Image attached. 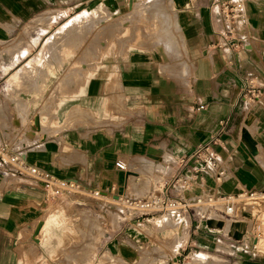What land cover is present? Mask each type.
<instances>
[{"label": "crops", "instance_id": "obj_1", "mask_svg": "<svg viewBox=\"0 0 264 264\" xmlns=\"http://www.w3.org/2000/svg\"><path fill=\"white\" fill-rule=\"evenodd\" d=\"M129 2L0 0V42L38 40L37 31L27 36L25 29L48 13H67L68 22L84 12H131ZM169 2L179 29L171 47L129 48L119 31L101 27L99 45L71 60L83 64H43L45 90L36 86L27 94L13 75L1 87L0 138L20 141L27 121L44 112L57 128L42 137L37 131L34 142L13 148L82 191L50 197L40 183L0 163V264H138L140 215L115 209L117 196L149 197L162 188L181 201L212 192L264 194V0H244L240 17L225 16V0ZM202 145H212L223 160V181L206 178L181 193L177 181L190 175L189 157ZM119 161L126 171L116 167ZM198 221L183 248L203 243ZM227 238L229 247L243 246ZM227 264H264V258L233 256Z\"/></svg>", "mask_w": 264, "mask_h": 264}, {"label": "rangeland", "instance_id": "obj_2", "mask_svg": "<svg viewBox=\"0 0 264 264\" xmlns=\"http://www.w3.org/2000/svg\"><path fill=\"white\" fill-rule=\"evenodd\" d=\"M133 1L134 4L131 12L126 11L123 14H119L112 11V14L104 18V20L102 19V21L96 17V13L93 14L91 12H84L77 18L71 19L68 22L69 16L67 13L59 14L57 18L52 16L53 14L48 13L39 17L36 23L31 24L25 29V35L27 36L34 35L33 33L31 34L30 31H37L39 35L38 40L25 41L23 38H20L19 40L7 44L0 42V103L4 96V91L1 87L4 86L9 76L13 75V83L22 85L23 90L28 94L33 91L36 86L45 90L47 85L48 73L44 69L38 73V65L47 64L52 67L53 64L60 66L69 63L83 64V61L71 60L79 51L82 53L86 48L89 49L90 45H99L102 41V37L100 36L101 27H104L105 30H102L104 32L119 31L125 38V42H128L129 48H132L133 43L141 48H153L160 43H165L171 47L172 38L179 29L176 25L174 13L172 15L169 13L170 10H173L172 7H170V0H159L161 3L157 5L155 9L154 7L150 8L149 11L138 10L137 8L155 0ZM225 1L227 3L224 4L223 12L226 17H232L233 15L240 17L243 15L244 0ZM152 9H154V11ZM233 9H235V11ZM92 16L93 18H91ZM89 18L90 21L87 23L86 21L89 20ZM114 18H117V20H113L107 25H100L101 22ZM91 19H93L94 22L93 20L91 21ZM67 27L68 29H66ZM56 35L61 36L62 43L59 47L51 44V46H53L51 48L50 43L54 37H57ZM235 43H237V40ZM237 44L241 47L243 46V41ZM37 50H39L38 55H36ZM100 59V62H103L105 58L101 56ZM97 64L99 65L100 63L97 62ZM36 73H38L39 76H36ZM172 74L173 77L175 75L177 76L175 72ZM6 97L15 103L17 109H20L22 112L28 111L29 106L27 104L24 105L21 99H11L9 93H6ZM52 107L53 106H51V108ZM2 110V105L0 104V114ZM51 110L53 112L55 108L53 107ZM38 115L40 117L36 115L31 121H27L25 130L26 137L24 136L20 141L12 140V142L9 143L10 147L18 148L34 142L35 139L33 135L37 130L39 132V137H42V135L48 133L52 128H57V123L54 119L49 118L48 121L44 119L46 115L44 112H40ZM157 169H162V167L158 166ZM149 170L152 169L150 168ZM183 189V186H179L178 191L182 193ZM113 202L115 209L126 212L122 206L117 205L119 203L117 199L113 200ZM247 202L251 203V205L248 209L242 210L244 219L238 220V222H243L248 226V231L246 230L248 235L240 240L242 244H237L243 245L240 246V249L237 248V250L229 247L228 244L231 243V241L227 238L230 232L228 227L234 223L227 221V218L221 212L212 214L209 218H213L214 216L219 220L221 219L222 222L224 221L225 226L228 225L227 228L225 226L223 229L209 227L207 222L203 219L199 224L200 229H202L199 234L203 237V243L200 242L199 247L194 244L184 248L182 245L188 236V229L199 223V214L201 216L205 215V209L203 207L191 204V210L186 214H175L171 212L144 216L138 214L141 220L139 228L141 238L139 255L141 258L138 264H227L233 256H255L264 258V248L259 249L255 246L257 241H261V243L264 241V198ZM166 216H171L170 218L172 221L176 222V224L172 226L165 224L162 218ZM49 219L50 217L46 219L45 229L47 228ZM56 221L57 218L52 222L54 223ZM177 239H180L181 242L183 241L178 250L179 252L175 250Z\"/></svg>", "mask_w": 264, "mask_h": 264}, {"label": "built area", "instance_id": "obj_3", "mask_svg": "<svg viewBox=\"0 0 264 264\" xmlns=\"http://www.w3.org/2000/svg\"><path fill=\"white\" fill-rule=\"evenodd\" d=\"M259 90V89H258ZM38 131V130H37ZM191 160L193 167H189V176L181 175L177 181V186H183L184 189H190L193 185L206 178L213 179L220 184L226 173L224 162L214 150L212 145L198 146L190 155L189 159L185 158L182 161ZM0 163L6 167L8 173L17 175L22 178H28L42 185L44 193L50 197H59L64 193L81 192L80 187L68 180L58 179L48 172H45L38 167L30 164L26 160V154L20 149L10 147L5 141L0 138ZM116 167L122 171H126L127 167L124 162L119 161ZM95 197H103L100 192H94ZM117 201V205L122 206L126 211L136 212L141 216L158 215L165 212L175 214H186L191 210V204L200 206L205 209V215H198L199 220H205L217 212L223 213L227 221L231 223L244 219L242 210L248 209L255 199L264 198V194L257 192L244 193H207L204 197L197 199L181 201L175 197H169L166 194L165 188L156 190L149 197L128 198L121 197ZM246 201V202H245ZM113 203V202H112ZM232 239L231 233L228 234Z\"/></svg>", "mask_w": 264, "mask_h": 264}, {"label": "bare ground", "instance_id": "obj_4", "mask_svg": "<svg viewBox=\"0 0 264 264\" xmlns=\"http://www.w3.org/2000/svg\"><path fill=\"white\" fill-rule=\"evenodd\" d=\"M134 2V1H133ZM161 3V1H159V0H155V1H150V3L149 4H144V5H142V7H139V8H137L138 10H147V11H149L150 10V8H153L154 7V9H155V7H157V5H159ZM138 7V6H137ZM159 7V6H158ZM104 8V7H103ZM132 9V8H131ZM130 9V10H131ZM154 9H152L153 11H154ZM157 9V8H156ZM107 10H108V8H107ZM159 11V10H158ZM116 13V12H115ZM153 13V12H152ZM112 14V11L111 10H108V11H104V12H97L96 13V17H98V19L100 20V21H102V19L104 20V18H106V17H108V16H110ZM91 18H93V16L91 17ZM95 18V17H94ZM49 19V18H48ZM51 19H53V18H51ZM88 19V18H87ZM93 19H91V21H92ZM96 20H97V18H96ZM88 21H90V18H89V20H87L86 22L88 23ZM93 22H94V20H93ZM78 25V24H77ZM69 27V26H68ZM68 27L66 28V29H68ZM71 28V27H70ZM65 29V30H66ZM70 30V29H69ZM65 34V33H64ZM57 37H54V39L52 40V42L50 43V46H51V44L52 45H54V46H56V47H59L60 45H61V43H62V41H61V36H58V35H56ZM50 42V41H49ZM49 45V44H48ZM170 45H172V44H170ZM53 46H51V48H52ZM48 48V47H47ZM44 54V53H43ZM67 54H68V52H67ZM43 57V56H42ZM44 63H45V61H44ZM37 68H38V70H37V72L39 73L40 71H42L44 68H43V64L41 65H38L37 66ZM27 69V68H26ZM38 73H36L37 75L36 76H39V74ZM28 74V73H27ZM26 74V75H27ZM247 144H248V147L250 148V149H253V145L250 143V140H247ZM171 216H169V217H163L162 219V221L165 223V224H168V225H175L176 224V222H174V221H172V219L170 218ZM214 217V216H213ZM186 218V217H185ZM248 220V219H247ZM161 222V221H160ZM163 223V224H164ZM234 224L233 225H230V227H228V229H230V232L229 233H231L232 234V236L234 237V239H236V240H241V239H243V238H245V236L247 237V231H248V229H247V225L246 224H244L243 222H238V221H235V222H233ZM178 224V223H177ZM207 225L209 226V227H216V228H220V229H223L224 228V226H225V223H224V221L222 222L221 221V219L219 220L218 218H213V219H209L208 221H207ZM227 226L228 225H226L225 227L227 228ZM247 230V231H246ZM259 237V236H258ZM179 238H181V237H179ZM260 238V237H259ZM174 239H175V237H174ZM258 239V238H257ZM256 239V240H257ZM183 242V241H182ZM181 240L180 239H177L176 240V251L177 252H179L178 250H179V248L181 247ZM264 242V241H263ZM263 242L261 243V241H257L256 243H255V246L257 247V248H259V249H263L264 248V245H263ZM184 243V242H183ZM183 246V245H182Z\"/></svg>", "mask_w": 264, "mask_h": 264}, {"label": "water", "instance_id": "obj_5", "mask_svg": "<svg viewBox=\"0 0 264 264\" xmlns=\"http://www.w3.org/2000/svg\"><path fill=\"white\" fill-rule=\"evenodd\" d=\"M132 6H133V0H130V2H129V8L131 9ZM246 139H247V140H252L249 134L244 133V140H246ZM252 154L255 155L256 152H255V153H252ZM115 198L118 199L119 197L117 196V197H115ZM41 228H42V225H39V227H38V229H37V231H36V234H37V235L39 234Z\"/></svg>", "mask_w": 264, "mask_h": 264}]
</instances>
